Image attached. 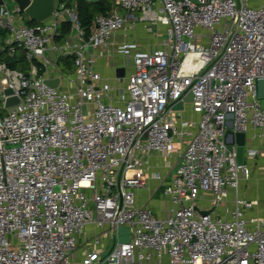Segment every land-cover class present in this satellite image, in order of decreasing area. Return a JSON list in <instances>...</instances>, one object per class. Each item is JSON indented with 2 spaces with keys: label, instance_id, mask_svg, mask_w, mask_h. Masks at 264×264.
Instances as JSON below:
<instances>
[{
  "label": "built area",
  "instance_id": "obj_1",
  "mask_svg": "<svg viewBox=\"0 0 264 264\" xmlns=\"http://www.w3.org/2000/svg\"><path fill=\"white\" fill-rule=\"evenodd\" d=\"M112 1L88 37L63 2L34 25L15 4L14 13L0 4L8 56L19 47L30 62L24 73L0 61L1 102L5 88L20 98L0 116V264H133L163 256L166 264H264V217L251 213L258 200L240 191L251 179L245 158L264 148L254 141L264 139L257 96L264 3ZM62 21L77 31L58 41ZM135 21L163 27L165 38L149 48L125 34L112 41ZM114 52L128 68L122 86L97 70L98 59ZM62 55L72 58V75L59 69ZM186 93L191 101L173 110ZM187 108L197 119L183 118ZM229 125L245 133L242 163L236 144L225 142ZM152 155L166 169L152 174L170 201L163 216L134 194L147 185ZM87 225L93 230L85 235ZM118 226L128 228L126 242H118ZM80 237L87 248L74 262ZM103 241L100 253L93 246Z\"/></svg>",
  "mask_w": 264,
  "mask_h": 264
},
{
  "label": "crops",
  "instance_id": "obj_2",
  "mask_svg": "<svg viewBox=\"0 0 264 264\" xmlns=\"http://www.w3.org/2000/svg\"><path fill=\"white\" fill-rule=\"evenodd\" d=\"M249 3L253 6H257L260 5L261 3H264V0H249ZM119 12L122 14L120 10ZM124 15L128 16L126 11ZM128 23L131 24L130 19L128 20ZM124 34L128 36L129 39L134 40L141 48H149L153 46L155 47L165 38V32L163 27H160L158 25H151V27L148 28L146 27L144 22H137V21L132 23V28L128 27V29H124V30L121 29L118 32H116V34L112 38V41L113 42L120 41ZM124 61L126 60L121 55L116 54L114 52L112 57L109 58L102 57L98 59L97 70L98 72H100L105 82L113 83L116 86H122L125 82L124 77L126 76L127 73V70H125L124 67H122ZM117 68H123V76H116L115 71ZM65 72L69 73L70 75L73 74L72 73L73 70L65 71ZM114 76L121 79H119V81H115ZM182 115L183 118L187 116H192L195 119H197V115L192 113L189 110V108H187ZM188 131L190 132L191 129ZM254 141L258 145L263 144L264 146V139L258 140V138H256L254 139ZM263 159H264V148L261 149L260 154H255L252 157L245 158L244 161L247 162L252 172L253 171L252 167L254 166V164H256L255 166L260 165ZM165 170L166 169L163 165V160L159 157L156 158L154 155H152L150 162V170H149L150 175H148L147 185L144 188H138L134 190L137 204L149 205L156 216H163L170 208L169 198L163 193V189L161 190L160 194L157 197H154V195L157 193V190L162 186H159L157 184V180L152 177V174L154 172H158L159 174L164 176L166 174ZM252 178H253V172H252ZM240 191L247 198L258 200V205L253 208L251 213H254L256 211L258 215L264 217V179L263 180L258 178H256V180L254 178L250 179L249 181L241 184ZM92 230H93V226L87 225L84 231L85 235H87V233H91ZM107 244H108L107 242L103 241L101 242V244L93 246V248H95V250L101 253V251H104L107 248ZM85 248H87V246L82 244V239L80 237V243L74 253L77 254L73 259L74 262H77L81 258L82 256L81 250H84ZM133 264H166V257L165 256L161 258L153 257L151 260L137 261L134 262Z\"/></svg>",
  "mask_w": 264,
  "mask_h": 264
},
{
  "label": "water",
  "instance_id": "obj_3",
  "mask_svg": "<svg viewBox=\"0 0 264 264\" xmlns=\"http://www.w3.org/2000/svg\"><path fill=\"white\" fill-rule=\"evenodd\" d=\"M19 10L29 19V21H34L40 23L51 16L55 0H13ZM2 0H0V4ZM76 27L71 28V36L76 33ZM88 51H92L91 46L87 47ZM116 76H123V68L116 69ZM44 83L50 86L58 85V78L47 79L45 78ZM4 99L2 101V108L7 109L18 104L20 98L18 95L13 94L11 88H5L3 90ZM257 96L261 101V107L264 109V78L257 80ZM192 99L191 93H186L183 101H177L173 106V110H182L183 103H188ZM1 100V99H0ZM225 142L227 144H236V159L238 163L243 162L244 156V144H245V133L244 132H233L231 126L227 128L225 132ZM205 213V212H203ZM118 242H126L128 240V228L123 226L117 227Z\"/></svg>",
  "mask_w": 264,
  "mask_h": 264
},
{
  "label": "trees",
  "instance_id": "obj_4",
  "mask_svg": "<svg viewBox=\"0 0 264 264\" xmlns=\"http://www.w3.org/2000/svg\"><path fill=\"white\" fill-rule=\"evenodd\" d=\"M58 2H63L67 7H74L80 26L84 29L85 37H88L95 17L98 15H106L113 9L112 0H58ZM26 22H29L30 24H27ZM24 23L27 25H34L36 22L28 20L24 21ZM70 29L71 23L69 21H62L56 39L61 41V38L67 34ZM7 34L6 30L0 29V61L5 62L9 68L27 73L30 67V62L26 59L21 48L15 47L13 56H8L7 50L10 45L6 43V40L8 39L7 37H9ZM59 62L64 64V70H73V61L70 56H66V58ZM34 63L37 64V66H40L37 61H34ZM41 73V69H39V74Z\"/></svg>",
  "mask_w": 264,
  "mask_h": 264
},
{
  "label": "rangeland",
  "instance_id": "obj_5",
  "mask_svg": "<svg viewBox=\"0 0 264 264\" xmlns=\"http://www.w3.org/2000/svg\"><path fill=\"white\" fill-rule=\"evenodd\" d=\"M55 1L57 2L58 0H55ZM4 3H5V6L10 10V12L14 13V10H13L14 9V2H13V0H4ZM119 10L122 12V14H125V11L123 9L119 8ZM22 17L24 18V21L29 20L23 13H22ZM137 22H141V21H137ZM27 24H30V23L28 22ZM6 32L8 33L7 35L9 36V32L8 31H6ZM7 38H9V37H7ZM64 58H66V56L62 55L57 59L59 69L62 71H66V70H64V64L62 62H59V61L64 59ZM73 68H74V66H73ZM127 69L128 68H126L125 70H127ZM5 113H6V109L2 108V102L0 100V116L5 114ZM255 165L256 164H254V166L252 167L253 168V171H252L253 172V178L255 180H256V178L263 180L264 179V159L262 160L260 165H258V166H255ZM252 172H251V179H253L252 178ZM162 189H163V186L157 190V193L154 195V197H157L160 194Z\"/></svg>",
  "mask_w": 264,
  "mask_h": 264
},
{
  "label": "bare ground",
  "instance_id": "obj_6",
  "mask_svg": "<svg viewBox=\"0 0 264 264\" xmlns=\"http://www.w3.org/2000/svg\"><path fill=\"white\" fill-rule=\"evenodd\" d=\"M16 5V4H15ZM17 6V5H16ZM18 7V6H17ZM204 212V211H203ZM203 212H201L203 214Z\"/></svg>",
  "mask_w": 264,
  "mask_h": 264
}]
</instances>
